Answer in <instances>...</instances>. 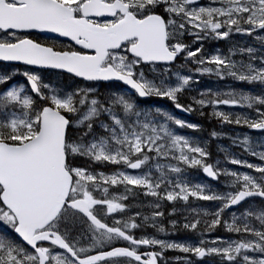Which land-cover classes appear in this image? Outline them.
I'll return each mask as SVG.
<instances>
[{"label":"snow or ice","instance_id":"1","mask_svg":"<svg viewBox=\"0 0 264 264\" xmlns=\"http://www.w3.org/2000/svg\"><path fill=\"white\" fill-rule=\"evenodd\" d=\"M0 264H264V0H0Z\"/></svg>","mask_w":264,"mask_h":264},{"label":"rangeland","instance_id":"2","mask_svg":"<svg viewBox=\"0 0 264 264\" xmlns=\"http://www.w3.org/2000/svg\"><path fill=\"white\" fill-rule=\"evenodd\" d=\"M237 41H240L244 38H241V37H236L235 38ZM249 42L250 41V38H248ZM256 47H259V45H254ZM205 51H213L214 49H220L221 52L223 53H226L227 52V47L228 45L224 42V41H210V42H205ZM234 59H240L239 56L237 57H233ZM189 67H194L192 65H189ZM197 79H199L200 83L198 85H201V86H198L196 85L197 88H200V89H205V88H211V89H224V90H228L225 86L226 85H232L233 87H237V88H244V90H248L249 86L247 85H238V84H235L234 82L230 81V80H223V81H220V80H217L215 77H209V76H198ZM163 103V105L165 106V108L172 112L175 116H177L178 118H180L176 113L177 111L175 109H173L171 107L170 104H168L167 102H161ZM169 108H168V107ZM220 109L221 110H224V111H236V112H246L247 110L246 109H240V108H235V109H230L228 106H220ZM207 112V109L205 110ZM188 116L189 119H191L192 122L196 121L199 125H201V123L205 122V124H208L207 126H211L212 127H218L220 130V133H223V137L222 138H217V139H213V142L210 144H208V150L209 152L212 150L213 153L211 154V157L210 159L212 161H215L217 158L219 157H214V154L217 153L218 154H221L223 155V158H224V155L225 153L224 152H220L219 151V147H223L224 149L227 150L228 154L229 155H232V156H236L238 158H241V159H248L250 158L249 156H246V154L243 153L242 149L237 147L236 145H233L232 144V141L228 138L230 136H235L237 132H240V133H244V132H248L253 138H255L256 136L253 134L252 131L248 130V129H244V128H237L233 125H228V124H224V125H221L216 119H208L209 121H203V117L199 116L198 114L196 113H192V114H186ZM181 119V118H180ZM207 128V127H206ZM178 131H180L182 134L184 135H188V136H191L187 133L186 130L184 129H179ZM205 140V139H204ZM208 140V139H206ZM219 146V147H218ZM223 158H219L221 160H223ZM253 158V157H252ZM250 162H256L255 160H251V159H248ZM226 167L230 168L228 166V164L225 165ZM231 166H234V167H237L236 169L234 170H241V171H249L247 169H239L238 166H235V165H231ZM232 169V168H230ZM198 180H201V181H204L203 179V174H199L197 177H196ZM198 203H206V202H198ZM178 208L181 207V205H178L177 206ZM170 206H168L167 204L165 205V213H166V216H165V226H167V219H169V217H167V212L169 210ZM147 211V210H145ZM172 219H178L179 218V214H177V216H174V217H171ZM149 232H151V229L148 230ZM181 235V236H180ZM213 235H220V236H224L226 235L225 233H223L222 231L218 230L216 233H213ZM183 238V235L182 234H177L175 237H170V239H182ZM166 255L168 256H175V255H178V253H174V252H168L166 253Z\"/></svg>","mask_w":264,"mask_h":264},{"label":"trees","instance_id":"3","mask_svg":"<svg viewBox=\"0 0 264 264\" xmlns=\"http://www.w3.org/2000/svg\"><path fill=\"white\" fill-rule=\"evenodd\" d=\"M198 86H201V85H198ZM163 104V103H162ZM168 107V106H167ZM169 108V107H168ZM204 119H203V121H209L208 119H207V117H203ZM183 119V118H182ZM184 120H186V121H188V122H192L191 121V119H189V118H185ZM192 123H196V124H198L196 121H194V122H192ZM208 124H205V122H203V123H201V127H202V130L201 131H199V132H192V131H190V130H187V129H184V130H186L187 131V133L189 134V135H191V136H195V137H198V138H200V139H202V140H206V139H208L209 140V133L211 132V131H213V130H215V131H217V132H220L219 130V128L218 127H212V125L209 127V126H207ZM207 127V128H206ZM253 134L255 135V136H257L258 134L257 133H255V132H253ZM213 142V139H210V144ZM210 153L212 154L213 153V151L211 150L210 151ZM214 157H219V158H223V155H221V154H218L217 153V151H216V153L214 154ZM248 159H251V160H255L254 158H252V157H250V158H248ZM228 166L230 167V168H232V169H236L237 167H234V166H231L230 164H228ZM181 236V235H180Z\"/></svg>","mask_w":264,"mask_h":264},{"label":"water","instance_id":"4","mask_svg":"<svg viewBox=\"0 0 264 264\" xmlns=\"http://www.w3.org/2000/svg\"><path fill=\"white\" fill-rule=\"evenodd\" d=\"M182 114H184V113H182ZM206 178V177H205ZM207 180H208V178H206ZM208 181H210V180H208ZM213 182H215V181H213Z\"/></svg>","mask_w":264,"mask_h":264}]
</instances>
